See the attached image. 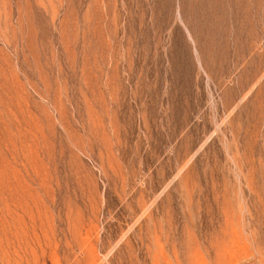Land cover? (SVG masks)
<instances>
[{
    "label": "rangeland",
    "instance_id": "374dc122",
    "mask_svg": "<svg viewBox=\"0 0 264 264\" xmlns=\"http://www.w3.org/2000/svg\"><path fill=\"white\" fill-rule=\"evenodd\" d=\"M0 264H264V0H0Z\"/></svg>",
    "mask_w": 264,
    "mask_h": 264
}]
</instances>
